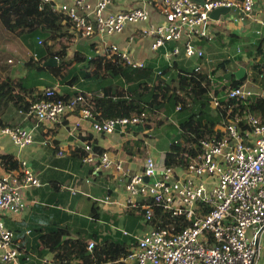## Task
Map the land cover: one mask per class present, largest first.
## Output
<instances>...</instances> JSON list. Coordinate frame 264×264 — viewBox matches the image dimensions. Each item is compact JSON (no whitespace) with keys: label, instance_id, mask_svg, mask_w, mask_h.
<instances>
[{"label":"built area","instance_id":"built-area-1","mask_svg":"<svg viewBox=\"0 0 264 264\" xmlns=\"http://www.w3.org/2000/svg\"><path fill=\"white\" fill-rule=\"evenodd\" d=\"M41 1L53 3L56 13L69 18L77 36L103 39L104 51L117 64L133 70L146 68L145 61L133 56L128 48L107 41V37L120 35L130 26L144 25L135 30L130 42L138 37L149 39L153 52L162 53L168 61L195 60L198 62L195 72L205 71L213 83L225 85L228 82L225 73L220 70L214 74V60L207 55V47L219 33L216 27L225 19L220 16L219 20H213L210 14L219 8H229L230 18L235 21L234 13L241 12L250 18L257 0H204V4L196 0H130V6L114 12L110 9L120 0H97L96 4L88 0H66L63 4ZM152 10L157 15L154 20ZM257 35L261 36V31ZM37 42L43 45L40 37ZM237 53L243 54L240 48ZM245 56L242 55L246 63ZM33 58L38 61L36 54ZM221 77L224 79L220 80ZM61 89L59 82L44 88L47 100L33 103L28 113L19 111L34 127H7L0 120V138H9L22 151L39 143L38 129L64 126L72 115L78 116L76 128L88 122L95 133L108 135L132 133V128L144 125L148 119L146 114H141L99 120L82 91L77 98L51 101ZM226 94L240 99L255 96L246 84L238 89L228 87ZM217 106L215 98L212 107ZM180 110L178 106L176 113ZM243 120L251 130L240 128ZM218 129L224 134L222 138L202 139L189 145L192 155L184 154L185 161L168 166L166 155L158 162L149 153L141 172H133L126 162L100 152L91 142L83 145L86 156L82 163L92 165L95 172L114 171L127 192L125 207L141 213L149 225L138 245L114 264H258L264 232V122L249 114ZM40 143L56 148L46 140ZM63 156L59 151V157ZM17 161V170L0 176V262L24 264V260L28 264H50L47 259L35 262L23 256L2 218L5 212L23 213L29 209L23 192L40 187L32 167L24 160ZM145 177L149 178L148 182ZM157 210L182 219L186 227L180 232L175 227H163ZM95 246V241L89 242L90 257Z\"/></svg>","mask_w":264,"mask_h":264},{"label":"trees","instance_id":"trees-1","mask_svg":"<svg viewBox=\"0 0 264 264\" xmlns=\"http://www.w3.org/2000/svg\"><path fill=\"white\" fill-rule=\"evenodd\" d=\"M53 5L44 4L41 0H0V120L3 126L12 127L6 122L10 110L28 113L33 103L47 100L45 93L39 91L38 80L35 82L31 76L15 77L12 74L9 61L14 55L6 47L17 41L37 55L38 61L33 57L30 59L33 70H38L39 74L46 73L52 81H58L63 86L51 101L77 98L82 91L87 105L99 120L141 114L148 116L144 125L132 128V139L123 145L125 152L131 156L145 154L144 137L149 131L163 126L166 118L174 114L176 124L170 123L169 128H179V131L171 139L166 153L168 166L184 160V154L191 156L189 145L198 144L202 139L222 138L224 134L218 128L226 126L230 120L237 121L257 113L264 122V98H230L226 94L228 87L238 89L246 84L248 76L242 81L233 78L225 85L213 83L207 72H195L196 65L184 66V59L180 58V63L178 60L159 65L153 62L144 69L133 70L113 62L108 52L101 53L96 44L90 45V51L79 50L70 56L75 37L73 23L61 13H56ZM39 37L43 40L42 46L37 42ZM255 49L252 65L254 82L264 77V66L257 62L264 52V40ZM49 59H57L58 66L45 68L44 63ZM213 67L214 74L220 70L225 74L235 70L228 60ZM157 71L162 74L158 75ZM215 98L218 99V106L213 108ZM178 106L181 110L176 113ZM25 122L19 126H33L30 120ZM239 126L242 130H251L245 120ZM42 129L41 136L47 139L51 132ZM79 152L82 160L86 152ZM2 166L7 171L18 169L16 161L9 157L4 158ZM157 214L163 227H175L176 232L186 227L182 219L163 214L162 210H157ZM92 240L95 239L75 237L67 229L58 228L35 238L34 248L41 258L57 253L51 264L63 261L65 264H114L127 255V246L122 242L104 240L101 243L95 240L97 245L90 257L88 245ZM47 248L49 252H46Z\"/></svg>","mask_w":264,"mask_h":264},{"label":"crops","instance_id":"crops-1","mask_svg":"<svg viewBox=\"0 0 264 264\" xmlns=\"http://www.w3.org/2000/svg\"><path fill=\"white\" fill-rule=\"evenodd\" d=\"M88 1L91 4L97 2V0ZM54 2L63 4L66 0H54ZM130 5V0H120L115 6L111 7L110 11H119L121 8ZM152 12V20H154L157 15L154 10ZM236 15H238L236 21L231 17L226 21L222 20L220 26H217L216 31L219 33L213 44L207 47V55H209V50L215 52L214 49H216V52H218L219 46L221 47L220 43L224 45L223 50L226 51L225 47L230 42L229 37L228 40L225 38L227 32L239 30L240 34L249 35L253 40L248 45H253L252 49L254 51L249 57H246L247 62L244 65H239L233 71L245 67L249 78L246 83L247 87L250 84L249 86H252V89L256 88L254 90H258V92L251 90L255 93V96L264 98V77L262 76L254 82L252 71L253 58L256 53L255 46L264 40V26L262 25L264 23V0L256 1L254 14L250 18L241 12L236 13ZM143 27L144 25L130 26L120 35L107 37V41L118 44L122 49L128 48L133 56L145 61L146 67L153 62H156L157 65L161 62L169 64V62L179 59L172 58L168 61L162 53L153 52L150 48L151 40L149 39L138 37L130 42V37L135 30ZM258 31H261V36L257 35ZM74 35V44L70 50V56L73 50L74 54L79 50L82 52L90 51L91 44H96L101 53L104 51L102 47L103 39L98 37L82 38L77 36L75 32ZM234 39L239 42L242 40L238 35H235ZM222 40L225 42L224 44ZM225 54H227V51L220 55ZM215 55L219 54L216 53ZM180 62L178 60V63ZM182 62L187 67H194L198 63L195 60L186 58ZM257 62L264 66V52ZM13 68H16L12 66V74L14 75ZM25 70H21L16 77L27 75L33 77L34 81L38 80L40 83L39 91H43L44 88L58 82L52 81L46 73L39 74L40 72L38 70L36 72V69L29 70V67L27 68V71H29L21 75ZM254 115L259 117L257 113ZM77 121L78 116L72 115L65 121L64 126H57L55 129H44L51 132L47 139L41 136V130L38 129L36 138L39 143L22 151H19L9 138H0V176L11 172L5 170L2 166L4 158L9 157L14 159L17 165V160L26 161L40 181V187L23 192V197L29 205V209L23 213L5 212L2 215L7 229L14 234L15 245H18L23 251V256L30 257L31 261L38 262L47 259L50 264L53 263L57 253H49L48 256H42L43 258H41L36 248H34L35 238L41 237L53 229H67L75 237H91L100 240L101 243L104 240L122 242L127 246L128 253L138 245V241L147 233L149 228L141 213L138 211L133 212L132 208L125 207L127 192L124 184L116 178L115 172L105 170L95 172L92 165L82 163L80 159L81 152L79 151H83V145L86 142H91L93 147L100 152H106L113 159L126 162V167H130L133 172L142 171L144 161L149 153L159 162L167 152L161 153L159 156V152L154 150L153 144L145 141V154L131 156L125 152L123 145L126 141L132 139L133 132L125 135L97 134L92 131L88 122H83L81 127L76 128ZM6 122L11 123L12 127L17 125L19 127L21 123L25 122V119L18 111L12 109L8 112ZM27 123L28 121L25 122V124ZM26 127H34V124ZM44 140L52 143L56 148L52 145L47 146L40 143ZM144 140H146V137H144ZM59 151L64 153L63 157H59ZM106 198H109V201ZM44 245L43 242L42 246ZM260 246L261 257L258 264H264V232L261 236ZM46 252H49L48 248ZM23 262L28 264L24 260Z\"/></svg>","mask_w":264,"mask_h":264},{"label":"rangeland","instance_id":"rangeland-1","mask_svg":"<svg viewBox=\"0 0 264 264\" xmlns=\"http://www.w3.org/2000/svg\"><path fill=\"white\" fill-rule=\"evenodd\" d=\"M234 15H235V17L236 16L238 17V15H236L235 13H234ZM72 31H73V29H72ZM235 31H237V32H235ZM235 31L227 32V34H226L225 38L226 39L228 37L230 38V42L225 47L227 54L220 55V54L226 52L225 50H223L224 45H222L220 42L219 43H220L221 47L219 46L218 52H216L217 51L216 49H214L215 52H213L212 50L208 51L209 52L208 57H211L214 59L213 65H216L219 62L222 63L223 60H225V61L228 60L230 67L232 69H235L239 65L242 66L245 64L243 57L241 55L245 54L246 55L245 57H249V55L253 53V51H254L252 49L253 45L252 46L248 45L249 42L252 41L253 39L249 35H246V34L243 35L242 33L240 34L239 30H235ZM235 35H238L239 38H242V40L240 42L236 41L234 39ZM222 43L224 44L225 42L222 40ZM210 45H212V43H210ZM6 48L8 49V51L10 53H12L14 55L13 59L11 60L12 63L10 64V61H9V65H12L16 69L20 68L19 70H16L13 68L15 77L18 75V73L21 72V70L26 69L24 73H21V75L26 74L30 69H31V71H33V69L31 68L30 59L32 56L33 57L35 56V52L32 49H30L29 47H27L26 45H24L20 41H17L15 43H9ZM238 48L241 49L243 54L237 53ZM216 53L219 55H215ZM73 54H74V50L72 51L71 56H74ZM28 64L30 66H29V70L27 71ZM30 75H32V74H30ZM249 85L247 87V90L249 92H252L251 90L256 89V88L252 89V86H249ZM254 91L258 92V90H254ZM170 123L176 124V115L175 114L173 116H170L169 118H167L166 123L163 126L157 127L156 129L149 131L147 134L148 136L146 137L145 141L151 142L153 144L152 146H153V148H155L154 150H156V151L158 150L159 156L161 153L164 154L165 152L168 151V147H169V143H170L171 139L173 137H175L179 131V128L178 129L169 128Z\"/></svg>","mask_w":264,"mask_h":264},{"label":"water","instance_id":"water-1","mask_svg":"<svg viewBox=\"0 0 264 264\" xmlns=\"http://www.w3.org/2000/svg\"><path fill=\"white\" fill-rule=\"evenodd\" d=\"M200 2L201 4H204V0H196ZM220 16H223L225 20H228L231 16V10L229 8H219L217 10H214L210 17L213 20H219ZM58 66V60L57 59H49L47 62L44 63L45 68H56ZM247 76V70L245 67H240L237 71H230L225 74V79L230 82L233 78H235L237 81H242ZM145 181L148 182L149 178L145 177Z\"/></svg>","mask_w":264,"mask_h":264}]
</instances>
